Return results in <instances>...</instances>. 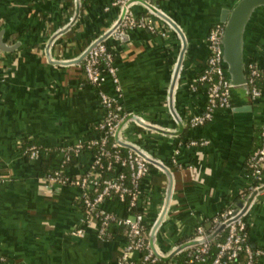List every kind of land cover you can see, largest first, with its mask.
Wrapping results in <instances>:
<instances>
[{
  "label": "crops",
  "instance_id": "0c3cea01",
  "mask_svg": "<svg viewBox=\"0 0 264 264\" xmlns=\"http://www.w3.org/2000/svg\"><path fill=\"white\" fill-rule=\"evenodd\" d=\"M113 1L0 0V264H116L123 248L117 225L99 239L96 224L83 221L79 187L47 183L41 175L46 151L31 158L22 149L25 142L60 149L96 136L93 126L103 109L82 71V57L97 40L113 53L125 112L149 123L140 129L129 123L123 137L125 145H138L157 163L142 180L136 206L161 256L155 264L193 245L197 227L234 202L242 211L248 204V238L264 251V166L251 192L246 171L264 124V82L259 98L252 99L249 88L234 87L229 108L216 110L201 126L188 123L206 103V87L196 78L209 55L208 32L237 0H158L167 18L152 17L157 32L128 28L118 40L109 34L119 19ZM133 12L146 10L135 4ZM248 61L264 66V9L251 25ZM103 89L115 93L110 80ZM191 140L207 143L189 146ZM92 156L84 149L66 174L85 173ZM60 159L59 152L48 171ZM101 208L126 215L115 198ZM255 264H264V255Z\"/></svg>",
  "mask_w": 264,
  "mask_h": 264
},
{
  "label": "built area",
  "instance_id": "2783aa9c",
  "mask_svg": "<svg viewBox=\"0 0 264 264\" xmlns=\"http://www.w3.org/2000/svg\"><path fill=\"white\" fill-rule=\"evenodd\" d=\"M80 1L76 0V4L78 5ZM135 4H140L146 13L135 14L133 12ZM112 5L118 8L119 19L113 24L109 34L116 40L128 28H144L151 33H156L158 25L152 17L167 18L166 13L160 10L158 0H114ZM159 33L162 36L165 35L163 30H160ZM222 35V23L212 26L208 32L209 55L202 73L196 78L197 84L206 87V103L201 113L189 118L190 127L205 124L212 119L216 110L227 109L231 105V87L226 81L220 65ZM82 71L87 82L96 89L98 100L103 109V116L93 126L95 137L59 149L61 159L58 165L46 174L45 180L51 185L71 184L82 190L80 201L84 207L83 221L86 224H96L99 239L109 236V227L112 224L122 227L125 243L116 258V264H136L134 254H140L142 251L144 252L142 260L146 264H155L161 256L153 239L150 238V232L147 230L142 214L139 212L129 214L128 211L137 206L142 193V180L149 173L151 164L157 163L146 150L138 145H125L126 141L123 137V132L129 123L144 127H149V123L137 115L125 112L120 101V84L113 53L105 42L102 40L93 41L84 50ZM245 72L251 97L257 99L261 94L259 83L260 81L264 82V66L260 67L255 61H248L245 63ZM106 80L111 81L114 95H109L104 91L103 84ZM191 88L196 89V84L191 85ZM206 143V140H191L188 145L203 146ZM121 147L125 149H121ZM93 148L95 151L92 152V162L85 173L77 176L66 174L67 164L73 157H76L84 149L92 151ZM40 150L35 145L27 148L31 158H37ZM263 166L264 124L260 127V145L249 155L246 163L247 177L251 180L248 186L249 192L258 186ZM109 198H115L122 203L127 202V205H124L125 216L118 217L101 208L103 201ZM241 212L242 208L234 205L225 208L210 221L213 226L211 233H207L203 226H198L192 237L193 245L196 247L190 252L186 264H229L237 258L240 252L246 256L244 264H255L256 258L264 255V251L253 248L247 243L246 222ZM223 224L225 227L222 230H226L225 236L216 244V253L208 262L211 235ZM75 234L82 236L83 231L77 229Z\"/></svg>",
  "mask_w": 264,
  "mask_h": 264
},
{
  "label": "water",
  "instance_id": "95a60500",
  "mask_svg": "<svg viewBox=\"0 0 264 264\" xmlns=\"http://www.w3.org/2000/svg\"><path fill=\"white\" fill-rule=\"evenodd\" d=\"M263 9L264 0H237L230 9L221 11L220 22L223 25V35L221 38L220 65L223 75L231 89L238 86L244 87L245 89L248 88L245 72V49L252 22L256 15ZM179 67L180 62L174 72L175 78ZM224 227V224L221 225L211 237H215Z\"/></svg>",
  "mask_w": 264,
  "mask_h": 264
},
{
  "label": "trees",
  "instance_id": "16d2710c",
  "mask_svg": "<svg viewBox=\"0 0 264 264\" xmlns=\"http://www.w3.org/2000/svg\"><path fill=\"white\" fill-rule=\"evenodd\" d=\"M137 128L138 129H140L141 128V126H137ZM32 145H35V146H37L35 143H29V142H25V143H23V145H22V149H23V151L25 152V154L28 156V152H27V148L28 147H30V146H32ZM259 145H260V143H259ZM38 148H40L41 150H44V151H46L47 152V156H45V157H43L42 158V172H41V175L42 176H46V174L49 172L48 171V167H49V165L51 164V162H52V160L54 159V157L56 156V155H58L59 154V152H60V150H59V148H42V147H39L38 146ZM94 149V150H93ZM92 149V152H94L95 151V148H93ZM121 149H125L124 147H121ZM74 158L75 157H73L69 162H68V164H67V167L70 165V164H72L73 162H74ZM124 203V205H127V202H123ZM80 204H81V201H80ZM232 205H234V206H236V204H235V202H234V204H232ZM81 206H82V204H81ZM82 210H84V207L82 206ZM137 212H139V211H137L136 210V207H132L131 209H130V211H128V213L129 214H135V213H137ZM212 220V218L210 219V220H208V224L206 225L204 222H203V227H204V229H205V231L207 232V233H211L212 232V229H213V226H212V224H210V221ZM120 229H121V231H122V227H119ZM226 230H222L219 234H217L215 237H211V240H210V250H209V252H208V262L210 261V259L214 256V254L216 253V250H217V247H216V244L218 243V242H220L222 239H223V237L225 236V232ZM246 231H247V233H248V230H247V227H246ZM213 235V234H212ZM211 235V236H212ZM194 236V234L191 236V237H193ZM247 241V243L251 246V242H250V240H249V238L246 240ZM196 246L195 245H191V246H189V247H187V248H185V249H183V250H181V251H179L173 258H171L170 260H168V261H162L161 263L162 264H186V262H187V260H188V258H189V254H190V252L195 248ZM143 255H144V252L142 251L141 253H140V258H139V260H137L136 261V264H146L143 260H142V257H143ZM245 260H246V256H245V254L243 253V252H240L239 254H238V256H237V258L236 259H234L233 261H231L229 264H244L245 263ZM207 262V263H208Z\"/></svg>",
  "mask_w": 264,
  "mask_h": 264
}]
</instances>
